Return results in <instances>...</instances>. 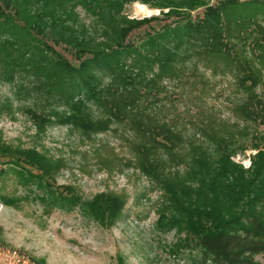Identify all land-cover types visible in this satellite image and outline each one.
Returning a JSON list of instances; mask_svg holds the SVG:
<instances>
[{"label":"trees","instance_id":"1","mask_svg":"<svg viewBox=\"0 0 264 264\" xmlns=\"http://www.w3.org/2000/svg\"><path fill=\"white\" fill-rule=\"evenodd\" d=\"M136 1L172 19L156 28L149 24L159 17L129 18L125 6ZM263 21L264 0H0V81L18 80L19 90L40 99L41 106L26 110L39 127L62 124L90 137L127 124L133 165L162 192L158 212L196 237L201 258L195 264H262L255 256H264ZM199 66L213 77L230 74L243 94L234 104L242 124L222 131L203 120L198 133L206 142L185 141L178 123L157 107L162 81L185 88ZM247 149L256 153L244 168L232 157ZM0 155L53 194L45 179L60 169L59 159L6 143ZM124 202L120 194L101 192L79 205L89 217L112 223Z\"/></svg>","mask_w":264,"mask_h":264},{"label":"rangeland","instance_id":"2","mask_svg":"<svg viewBox=\"0 0 264 264\" xmlns=\"http://www.w3.org/2000/svg\"><path fill=\"white\" fill-rule=\"evenodd\" d=\"M79 11L89 22L83 10ZM201 11L199 8L194 13ZM124 13L133 19L159 17L149 24L156 28L172 19L138 1L127 4ZM148 27L134 30L129 39L140 36ZM56 49L77 64L63 47ZM195 76L189 78L185 88L176 87L168 79L162 81L166 89L158 95L162 117L178 123L185 141L206 142L198 133L203 120L215 123L222 131L233 128V123L242 124L234 104L243 94L237 91L234 78L228 73L213 77L202 66ZM19 83L0 81V143L35 148L59 159L62 166L45 179L53 192L48 195L37 178H22L20 171L5 164L7 158L0 155V245L16 248L40 264L198 263L201 251L196 237L188 229L166 224L158 212L163 202L161 190L133 165L134 134L128 125L114 123L110 130L90 137L62 124L39 127L26 110L42 102L19 90ZM93 111L99 114L95 106ZM255 153L247 149L232 160L249 168ZM32 173L42 172L32 169ZM101 192L125 198L120 215L112 223L89 217L79 205L80 200ZM56 195L71 200L65 203ZM255 258L264 264L263 255Z\"/></svg>","mask_w":264,"mask_h":264},{"label":"built area","instance_id":"3","mask_svg":"<svg viewBox=\"0 0 264 264\" xmlns=\"http://www.w3.org/2000/svg\"><path fill=\"white\" fill-rule=\"evenodd\" d=\"M0 264H40L29 258L25 253L0 245Z\"/></svg>","mask_w":264,"mask_h":264},{"label":"bare ground","instance_id":"4","mask_svg":"<svg viewBox=\"0 0 264 264\" xmlns=\"http://www.w3.org/2000/svg\"><path fill=\"white\" fill-rule=\"evenodd\" d=\"M137 5L140 6V7H144V5H141L140 3H138ZM144 8H145V7H144Z\"/></svg>","mask_w":264,"mask_h":264}]
</instances>
